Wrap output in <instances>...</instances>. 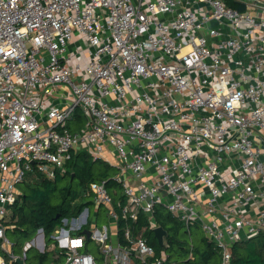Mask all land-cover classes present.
<instances>
[{
    "label": "built area",
    "instance_id": "1",
    "mask_svg": "<svg viewBox=\"0 0 264 264\" xmlns=\"http://www.w3.org/2000/svg\"><path fill=\"white\" fill-rule=\"evenodd\" d=\"M239 1L0 0V264L37 235L17 255L4 224L27 173L64 175L78 151L116 169L83 194L110 229L88 206L62 219L56 264H98L86 238L103 264H166L128 223L118 238L140 212L157 227V207L199 225L219 264L264 235V0Z\"/></svg>",
    "mask_w": 264,
    "mask_h": 264
},
{
    "label": "trees",
    "instance_id": "2",
    "mask_svg": "<svg viewBox=\"0 0 264 264\" xmlns=\"http://www.w3.org/2000/svg\"><path fill=\"white\" fill-rule=\"evenodd\" d=\"M224 1L228 6L238 10L245 8L242 3L235 0ZM115 173L116 169L113 166L101 160H92L84 151L73 154L67 162L66 173L54 179H46L37 172H30L19 186L21 193L10 206L9 214L4 220L6 235L12 242V251L21 255L23 244L32 239L40 228L43 230L46 243L50 244L53 241L51 234L62 224V219L75 217L86 206L93 205L90 198L83 197L89 183L105 181L109 188L116 187L112 180ZM64 177L70 182L78 180L80 194L76 198L81 200L75 199L70 185L58 187L57 181ZM121 199L123 200V197ZM99 208L100 206H97L98 210ZM153 220L157 226H161L167 232L163 237L162 247L158 245L153 229L149 227L147 216L142 212L135 222H125L121 219L118 221V238L123 241L122 228L128 223L134 234L142 235L146 242L153 246L156 256L162 250L166 252L168 256L166 264H219V250L205 236L197 245L178 239L175 235V227H182L183 224L161 207L156 208ZM90 244L91 241L86 238V249L92 253ZM230 251L232 255L230 264H264V235L259 234L236 241L230 247ZM55 252L56 250L40 253L31 247L26 250L25 258L26 261L35 264H56L63 260L65 253L59 250L58 257L54 258Z\"/></svg>",
    "mask_w": 264,
    "mask_h": 264
},
{
    "label": "rangeland",
    "instance_id": "3",
    "mask_svg": "<svg viewBox=\"0 0 264 264\" xmlns=\"http://www.w3.org/2000/svg\"><path fill=\"white\" fill-rule=\"evenodd\" d=\"M239 1V0H236ZM240 2V1H239ZM78 113V112H77ZM84 124V118L81 117V115L77 114V119L75 121H72L69 123V127L72 130H77L83 127ZM87 153V152H86ZM30 172L27 173L29 175ZM26 175V177H27ZM58 187H62L66 185V187L72 188V194L75 195L76 200H81L80 198H76L80 194V186L78 185V180L75 179L73 182H70L67 177L62 178L60 181H57ZM94 212L98 213V217L95 220L96 227L98 229H101L103 226H105L107 229H110V224L106 216V211L104 206H100L99 210L97 209V206L95 204L91 205L89 207V215L90 220L92 219V214ZM68 224V228H69ZM67 227V226H65ZM90 227V224H89ZM110 234V231H107ZM37 235L34 237L33 242L31 243V246L34 248H40L41 247V242L43 241L44 244V238L42 240V233L37 232ZM175 235L178 239L183 240L187 243H193L197 245L200 242V239L204 236L203 230L199 225H191L189 232H187L185 226L183 225L182 227H175ZM48 248H52L51 246L48 245ZM90 249L92 251V254L96 257V260L98 264H103V254L97 250L96 246L91 242L90 244ZM32 252V251H31ZM29 262V263H28ZM27 264H34L32 261H27Z\"/></svg>",
    "mask_w": 264,
    "mask_h": 264
},
{
    "label": "water",
    "instance_id": "4",
    "mask_svg": "<svg viewBox=\"0 0 264 264\" xmlns=\"http://www.w3.org/2000/svg\"><path fill=\"white\" fill-rule=\"evenodd\" d=\"M82 232L85 233L87 237H89V235H90V230L89 229L85 228V229L82 230ZM153 233H154L155 238L157 239L158 245L160 247H162V245H163V237L166 236V234H167L166 230L163 229L161 226H157V227L153 228ZM15 262H16V264H25L24 263V259L19 257V256H17L15 258Z\"/></svg>",
    "mask_w": 264,
    "mask_h": 264
},
{
    "label": "crops",
    "instance_id": "5",
    "mask_svg": "<svg viewBox=\"0 0 264 264\" xmlns=\"http://www.w3.org/2000/svg\"><path fill=\"white\" fill-rule=\"evenodd\" d=\"M96 206V205H95ZM41 229V228H40ZM39 230V229H38ZM36 235V234H35ZM43 238H44V233H43V230H42V240H43ZM52 243V242H51ZM51 243L50 244H47L46 243V241H45V238H44V244H43V241L40 243L41 244V247L40 248H34V247H32L34 250H36L37 252H45V251H51V252H53L54 250H56L55 248H48V245L49 246H51ZM44 245V246H43ZM42 249V250H41ZM26 256V255H25ZM56 256H57V250H56V252L53 254V257L54 258H56ZM24 259V263L25 264H27V261H26V258L24 257L23 258ZM11 263H14V264H16V262H15V260L14 261H9L8 260V264H11ZM35 264V263H34Z\"/></svg>",
    "mask_w": 264,
    "mask_h": 264
}]
</instances>
